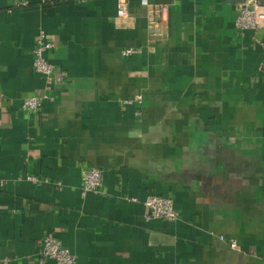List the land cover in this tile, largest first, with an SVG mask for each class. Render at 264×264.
<instances>
[{
    "label": "crops",
    "instance_id": "obj_1",
    "mask_svg": "<svg viewBox=\"0 0 264 264\" xmlns=\"http://www.w3.org/2000/svg\"><path fill=\"white\" fill-rule=\"evenodd\" d=\"M128 2L0 0V264H56L48 234L78 264H264V27L235 28L244 0H150L164 23ZM41 31L60 85L34 68ZM152 194L180 218H149Z\"/></svg>",
    "mask_w": 264,
    "mask_h": 264
},
{
    "label": "built area",
    "instance_id": "obj_2",
    "mask_svg": "<svg viewBox=\"0 0 264 264\" xmlns=\"http://www.w3.org/2000/svg\"><path fill=\"white\" fill-rule=\"evenodd\" d=\"M128 0H117L118 15L126 16L128 14ZM144 6H153L158 12L160 20L164 23L169 18V6L167 4H152L150 0H141ZM235 28L239 31H256L264 27V0H244V6L238 13L235 22ZM156 44L155 39L148 42V47ZM55 47L44 31H41L35 38L33 47L34 68L37 73L48 78L51 84L60 85L64 82L65 76L58 75L54 63L48 59L47 53ZM140 48L127 47L122 50L125 56L140 52ZM55 98L53 93L40 92L27 96L23 100L22 108L29 112H39L46 101H53ZM142 102V95L129 99L128 103ZM28 180L38 182H50L49 178H39L31 175ZM103 182V170L96 166H88L82 172V187L84 192L101 191ZM61 185V182H57ZM146 214L149 218H162L174 221L180 218V211L176 208L174 200L162 195H149L144 202ZM225 240L223 235L220 236ZM232 249L238 248L236 240H228ZM41 255L43 258L53 260L56 264H78L77 257L67 247L63 245L61 240L48 234L42 240Z\"/></svg>",
    "mask_w": 264,
    "mask_h": 264
}]
</instances>
